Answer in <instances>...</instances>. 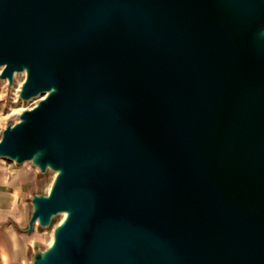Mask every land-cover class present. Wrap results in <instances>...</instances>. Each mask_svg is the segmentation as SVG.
Masks as SVG:
<instances>
[{
	"label": "water",
	"instance_id": "95a60500",
	"mask_svg": "<svg viewBox=\"0 0 264 264\" xmlns=\"http://www.w3.org/2000/svg\"><path fill=\"white\" fill-rule=\"evenodd\" d=\"M1 67L33 264H264V0H0Z\"/></svg>",
	"mask_w": 264,
	"mask_h": 264
},
{
	"label": "rangeland",
	"instance_id": "374dc122",
	"mask_svg": "<svg viewBox=\"0 0 264 264\" xmlns=\"http://www.w3.org/2000/svg\"><path fill=\"white\" fill-rule=\"evenodd\" d=\"M25 80L23 75L15 76L14 82L9 86L5 82H0V137L2 131L9 124H14L19 120V114L25 109L36 105V100H22L19 96L21 84ZM4 167L6 174L12 176L14 173H21L22 179L19 186L22 185L20 197V219H9L0 222V228L12 227L17 232L19 238V255L16 264H33V254L38 249H46L49 246L54 227L59 223L60 216H56L50 227H36L33 232H27L28 221L32 213L31 198L34 194L47 193L54 174L48 171L41 174L39 170L30 162L21 165L13 163L10 160L0 158V171ZM12 178V177H11Z\"/></svg>",
	"mask_w": 264,
	"mask_h": 264
},
{
	"label": "crops",
	"instance_id": "0c3cea01",
	"mask_svg": "<svg viewBox=\"0 0 264 264\" xmlns=\"http://www.w3.org/2000/svg\"><path fill=\"white\" fill-rule=\"evenodd\" d=\"M5 178L0 176V222L9 219H20V197L22 185L19 181L22 179L21 173H13L12 176L6 174ZM12 177V178H11ZM7 242L5 257L0 249V264H16L19 255V238L17 232L12 227L0 228V240Z\"/></svg>",
	"mask_w": 264,
	"mask_h": 264
},
{
	"label": "bare ground",
	"instance_id": "6f19581e",
	"mask_svg": "<svg viewBox=\"0 0 264 264\" xmlns=\"http://www.w3.org/2000/svg\"><path fill=\"white\" fill-rule=\"evenodd\" d=\"M2 68H3V67L0 68V72L2 71ZM18 75H23L24 78L26 79L27 73H26V71H24V72L16 73V74H15L16 77H17ZM24 81H25V80H24ZM24 81H23V83H24ZM0 82H5L6 84L8 83V82H7V79H0ZM23 83H22V84H23ZM22 84H21V86H22ZM44 96H45V94L40 95V96H38V97L33 98V100H36V101H37L36 104H37L38 101L41 100ZM20 113H21V112H20ZM1 158H2L3 160H4V159H7V158H4V157H1ZM7 160H10V159H7ZM10 161H12V160H10ZM12 162L15 163L14 161H12ZM6 173H7V172H6ZM53 174H54V177H53V180H54V178H55V176H56V172H53ZM0 176H2L3 178H5V175H4V167H2V170L0 171ZM53 180H52L51 184L49 185V189H48V191H49L50 188H51V185H52V183H53ZM59 216H60V221H59V223H60V222L64 219V217H65V213L60 214ZM59 223H58V224H59ZM17 236H18V235H17ZM53 239H54V237H53V231H52L51 240L49 241V245L52 244ZM6 247H7V242H5L4 240L1 239V240H0V249H1V252H2V254H3L4 257L6 256V255H5Z\"/></svg>",
	"mask_w": 264,
	"mask_h": 264
}]
</instances>
